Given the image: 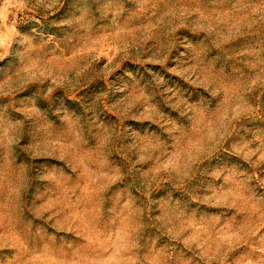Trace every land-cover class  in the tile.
<instances>
[{
  "label": "rangeland",
  "instance_id": "rangeland-1",
  "mask_svg": "<svg viewBox=\"0 0 264 264\" xmlns=\"http://www.w3.org/2000/svg\"><path fill=\"white\" fill-rule=\"evenodd\" d=\"M0 264H264V0H0Z\"/></svg>",
  "mask_w": 264,
  "mask_h": 264
}]
</instances>
